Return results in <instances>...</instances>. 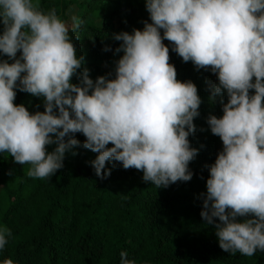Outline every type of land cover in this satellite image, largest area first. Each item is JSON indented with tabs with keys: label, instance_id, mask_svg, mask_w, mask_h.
I'll return each instance as SVG.
<instances>
[{
	"label": "clouds",
	"instance_id": "clouds-1",
	"mask_svg": "<svg viewBox=\"0 0 264 264\" xmlns=\"http://www.w3.org/2000/svg\"><path fill=\"white\" fill-rule=\"evenodd\" d=\"M145 8L151 23L113 34L123 53L114 78L93 81L87 69L78 73L84 58L55 8L45 14L34 0H0V54L8 58L0 59V153L30 165L29 177L48 179L82 133L83 148L97 153L90 163L100 179L115 161L156 188L190 181L198 150L188 136L202 101L193 82L177 79L167 40L183 62L217 76L210 99L227 94L222 116L207 118L223 149L206 166L200 216L214 225L224 252L254 256L264 251V0H145ZM16 89L43 98L44 111L15 104ZM11 235L0 227V250ZM127 257L122 251L120 264H136Z\"/></svg>",
	"mask_w": 264,
	"mask_h": 264
},
{
	"label": "trees",
	"instance_id": "trees-1",
	"mask_svg": "<svg viewBox=\"0 0 264 264\" xmlns=\"http://www.w3.org/2000/svg\"><path fill=\"white\" fill-rule=\"evenodd\" d=\"M34 2L45 14L55 8L58 18L67 23L77 56L84 58L77 71L87 69L93 81L98 76L114 78L115 62L123 53L115 52L121 42L113 34H131L134 28L143 29V21L151 23L146 9L142 16L133 0ZM74 17L79 22L75 29ZM163 43L177 79L193 82L202 101L193 120L195 132L188 136L190 146L198 150L188 165L192 179L156 188L143 181L141 171L124 170L115 161L106 163L110 176L100 179L90 163L97 153L83 148L82 133L74 134L81 142L74 147L76 154L66 152L63 167L48 179L29 177L30 165L14 163L8 153H0V227L12 233L0 250V264L5 259L14 264H120L122 251L136 264H264V251L251 257L224 252L214 225L200 216L201 194H206L209 177L206 166L223 149L207 118L222 116L227 94L210 99L217 76L210 69H196L191 61L183 62L169 41ZM0 59L8 58L0 54ZM71 82L79 81L73 76ZM14 103L23 104L30 113L44 111L43 98L18 89ZM46 147L51 152L56 145Z\"/></svg>",
	"mask_w": 264,
	"mask_h": 264
},
{
	"label": "rangeland",
	"instance_id": "rangeland-1",
	"mask_svg": "<svg viewBox=\"0 0 264 264\" xmlns=\"http://www.w3.org/2000/svg\"><path fill=\"white\" fill-rule=\"evenodd\" d=\"M134 3L139 7V10L141 12V15L144 16V11H145V0H133ZM70 14L72 13V8L69 9L68 11ZM51 145H55V144H51ZM50 146V145H48ZM68 154H72L74 152V147L68 151H66Z\"/></svg>",
	"mask_w": 264,
	"mask_h": 264
}]
</instances>
